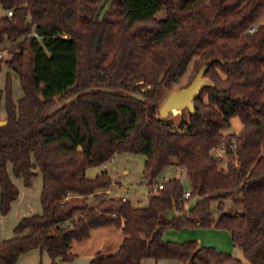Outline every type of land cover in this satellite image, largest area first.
<instances>
[{"label":"trees","instance_id":"16d2710c","mask_svg":"<svg viewBox=\"0 0 264 264\" xmlns=\"http://www.w3.org/2000/svg\"><path fill=\"white\" fill-rule=\"evenodd\" d=\"M0 6V79L4 66L9 70L0 89L6 112L0 215L19 197L12 177L25 187L38 171L43 179L42 214L23 218L0 242V264H16L33 250L52 264L69 262L74 242L107 227L121 229L125 239L118 252L106 248L89 264H245L198 240L163 239L170 229L197 228L227 231L249 264H264V23H258L264 0H0ZM192 63L197 73L206 67L209 83L194 113L181 111L179 122L162 118V104ZM11 74L23 92L17 101ZM233 117L244 127L226 135ZM125 153L146 158L150 183L170 168L184 170L190 197L173 177L146 206L110 198L109 173L87 172ZM228 203L242 213L225 212ZM172 209L178 214L167 219Z\"/></svg>","mask_w":264,"mask_h":264},{"label":"crops","instance_id":"0c3cea01","mask_svg":"<svg viewBox=\"0 0 264 264\" xmlns=\"http://www.w3.org/2000/svg\"><path fill=\"white\" fill-rule=\"evenodd\" d=\"M1 80V79H0ZM6 113V112H5ZM230 128L234 131V134H239L244 125L239 117H233L231 119ZM115 159V158H114ZM146 158L143 156V163L145 164ZM104 166L97 167L93 169V173L90 174L88 170L87 175L89 178H95L98 174L103 171ZM144 170V168H143ZM184 170L170 168L168 172L170 173V178L177 177V173ZM108 172V171H107ZM109 173V172H108ZM145 176H143L144 178ZM142 178V179H143ZM12 181L19 190L18 199L12 204L10 213L3 217L0 215V242L11 239L14 236V229L17 224L26 217L33 215L42 214V204H41V193L43 189V179H37L32 181L30 187H25L22 179H17L12 177ZM142 184V181H141ZM123 184L115 183L106 194L110 198H115L112 196V191L115 188H121ZM124 193L128 192V189H123ZM125 197L126 195L116 196ZM90 199V198H89ZM202 230V231H201ZM204 234L211 236L215 239L214 244H207L204 238H200L198 235ZM125 239V235L121 229L115 227H107L94 230L90 237L83 242H74L71 247V254L74 259L69 262H59L58 264H89L92 259L95 258L96 254L107 248L108 252L114 254L118 252L120 246ZM164 241L183 243L191 240L200 239V245L204 247H213L220 252L232 253V248L235 249L232 238L230 234L225 230L218 229H183L180 231L167 230L163 235ZM236 257V256H235ZM16 264H52L50 257L46 253H42L39 250H33L20 256ZM144 264H183L177 260H145Z\"/></svg>","mask_w":264,"mask_h":264},{"label":"rangeland","instance_id":"374dc122","mask_svg":"<svg viewBox=\"0 0 264 264\" xmlns=\"http://www.w3.org/2000/svg\"><path fill=\"white\" fill-rule=\"evenodd\" d=\"M5 15V11L3 8L0 6V19ZM160 17V15H159ZM259 24L264 23V14L260 17L258 20ZM1 55L6 56L5 50L1 48ZM9 73V70L6 66L3 68V72L1 75V80H0V89H3L6 84L7 80V75ZM197 73V69L195 67V63H192L187 74L179 81L178 84H176L173 88V91H178L182 89L183 87H186L189 85L192 80L195 78V75ZM12 78V86H13V97L17 101L23 97V92L20 87L19 79L17 75L11 74ZM62 105V103H58L56 108H59ZM180 115L181 111H178V113H170L166 118H172L176 122H179L180 120ZM6 118V113L4 109V101H2L1 108H0V120L3 121ZM234 131L229 128L227 130H224V134H234ZM216 154L218 156H223L224 153L217 151ZM226 164L224 163L223 166ZM145 164L143 163V156L142 155H134V154H118L115 156V159L104 165V168L102 170H107L109 172V175L112 177V187L114 182L115 183H121L123 186L121 188H115L112 191V196H121V195H126L129 201L137 207H143L146 206L149 203L150 197H151V192L150 188L146 185H142L141 181L144 176V168ZM97 167L91 168L90 174L93 173V169ZM93 170V171H92ZM168 170H165L156 180V184H163L165 180H167L170 175ZM177 177L181 180L182 184L184 185L185 191H191V187L189 185V181L187 179V176L184 172L179 171L177 173ZM42 180V175L38 171L37 176L34 178V180L37 179ZM123 189H128L127 193H124ZM196 201V198H193L191 201L187 202V206H192ZM98 203V200H96L94 197H90L89 199V205L91 207L96 206ZM214 210V216L217 217L218 213L216 210V204H214L213 207ZM243 209L241 206H236L232 203H228L226 205L225 212L229 214H235V213H242ZM178 213L176 212L175 209H172L168 211L165 216L167 219H172L174 216H176ZM201 229V228H200ZM174 230V229H170ZM178 231V230H175ZM202 231V230H201ZM200 238H204L205 242L207 244H214L215 239L211 236H207L204 234L198 235ZM200 241V239H198ZM227 253V252H226ZM234 256L237 258L241 259L245 264H249V262L244 258L243 253L240 249L238 248H232V253Z\"/></svg>","mask_w":264,"mask_h":264},{"label":"water","instance_id":"95a60500","mask_svg":"<svg viewBox=\"0 0 264 264\" xmlns=\"http://www.w3.org/2000/svg\"><path fill=\"white\" fill-rule=\"evenodd\" d=\"M205 68L206 67L203 66L200 69L187 87L170 93L159 111L162 118H166L174 110H188L189 112L194 113V100L200 95L202 88L209 85V83L203 78ZM4 124H6V121L0 120V125Z\"/></svg>","mask_w":264,"mask_h":264},{"label":"built area","instance_id":"2783aa9c","mask_svg":"<svg viewBox=\"0 0 264 264\" xmlns=\"http://www.w3.org/2000/svg\"><path fill=\"white\" fill-rule=\"evenodd\" d=\"M13 15V12L12 11H9L8 12V16H12ZM250 31H253V29H251ZM218 151L220 152H224V148H220ZM142 185H146L150 188V192L151 193H157L158 191L162 190L163 189V184H156V183H150L149 180L144 177L142 179ZM191 193L190 191H186V193L184 194V198L185 199H188L190 197ZM115 199H120V200H127L125 197H115Z\"/></svg>","mask_w":264,"mask_h":264},{"label":"bare ground","instance_id":"6f19581e","mask_svg":"<svg viewBox=\"0 0 264 264\" xmlns=\"http://www.w3.org/2000/svg\"><path fill=\"white\" fill-rule=\"evenodd\" d=\"M173 112H174V113H178V110H174Z\"/></svg>","mask_w":264,"mask_h":264}]
</instances>
